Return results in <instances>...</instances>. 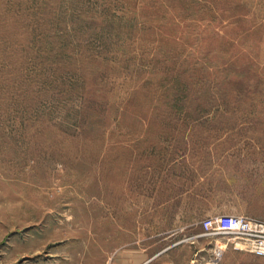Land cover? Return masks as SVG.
Returning <instances> with one entry per match:
<instances>
[{
    "label": "rangeland",
    "instance_id": "374dc122",
    "mask_svg": "<svg viewBox=\"0 0 264 264\" xmlns=\"http://www.w3.org/2000/svg\"><path fill=\"white\" fill-rule=\"evenodd\" d=\"M227 215L264 223V0H0V264H264Z\"/></svg>",
    "mask_w": 264,
    "mask_h": 264
},
{
    "label": "built area",
    "instance_id": "2783aa9c",
    "mask_svg": "<svg viewBox=\"0 0 264 264\" xmlns=\"http://www.w3.org/2000/svg\"><path fill=\"white\" fill-rule=\"evenodd\" d=\"M203 236L218 238L227 236L232 238L223 248H214L215 260L223 258L231 243L234 250L244 251L257 257L264 258V223L246 216H221L203 223ZM236 241H241L236 243Z\"/></svg>",
    "mask_w": 264,
    "mask_h": 264
}]
</instances>
